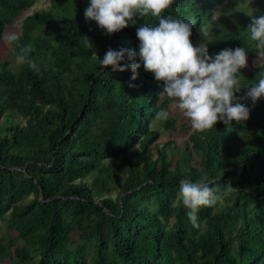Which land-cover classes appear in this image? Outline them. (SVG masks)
Wrapping results in <instances>:
<instances>
[{
    "label": "trees",
    "instance_id": "obj_1",
    "mask_svg": "<svg viewBox=\"0 0 264 264\" xmlns=\"http://www.w3.org/2000/svg\"><path fill=\"white\" fill-rule=\"evenodd\" d=\"M230 1L174 0L165 16L194 22V46L202 29L213 35L210 56L240 47L248 63L257 53L243 33L264 5L237 22L227 16ZM35 4L0 0V37L19 23L20 43L33 44L40 69L14 71L0 42V242L7 241L0 261L264 264V96L246 98L259 68L247 64L240 73L245 87L236 95L247 121L194 132L143 66L133 81L127 60L124 72L98 62L109 49L138 53L144 19L108 35L86 22L90 0H52L25 15ZM161 109L170 111L167 121L155 119ZM154 121L184 140L160 143ZM202 175L221 199L200 209L194 228L177 193L181 178ZM229 182L235 191H226Z\"/></svg>",
    "mask_w": 264,
    "mask_h": 264
},
{
    "label": "clouds",
    "instance_id": "obj_2",
    "mask_svg": "<svg viewBox=\"0 0 264 264\" xmlns=\"http://www.w3.org/2000/svg\"><path fill=\"white\" fill-rule=\"evenodd\" d=\"M173 3L174 0H90L84 12L86 22L95 21L108 35L120 32L130 23L135 24V18L145 20L136 32L139 52L127 48L109 49L102 60L95 53L101 68L124 72L127 69L121 63L127 60L134 81L143 66L155 81L163 83L160 96L171 101V109L185 118L194 132L211 130L218 122L231 126L233 122L247 121L249 109L236 95L245 87L240 74L241 69L247 67L245 49H224L210 56L207 47L210 33L205 29H202V35L206 42L194 46L190 40L194 22L171 14L165 16ZM150 21H158V24L152 26ZM243 34L257 53L254 61V66L259 68L257 79L246 86V98L255 102L264 96V15L253 16ZM20 39L17 32L7 31L0 37V42L11 51L15 65H27L39 75L40 69L31 59L35 50L33 44H21ZM82 39L92 47L88 37ZM170 115L168 109H161L155 119L167 121ZM225 186L227 192L236 190L230 182ZM220 199V188L206 175L195 181L187 176L179 181L177 201L188 210L187 216L194 228L200 226V209L213 207Z\"/></svg>",
    "mask_w": 264,
    "mask_h": 264
},
{
    "label": "rangeland",
    "instance_id": "obj_3",
    "mask_svg": "<svg viewBox=\"0 0 264 264\" xmlns=\"http://www.w3.org/2000/svg\"><path fill=\"white\" fill-rule=\"evenodd\" d=\"M52 5V0H36V4L35 6L28 11L27 13H25V15L28 14H32V13H36L37 11L43 10V9H49ZM264 5V0H231L230 2L227 3V8L230 12L229 15H227L231 21H237L240 22L242 19H244L245 17H247L248 15H253L254 13L257 14L258 11L260 9H262ZM20 24H14L13 26H11L10 28H8L7 31H15L18 34H20ZM213 35L210 34V41L207 42V47H209V44L211 42V38ZM205 38L203 37L199 42H197L196 46H199L202 43H205ZM2 54L4 56V58H6L7 60H9L12 65H13V70L17 71L19 66L15 65L14 63V58L13 55L11 53V51L7 48V46H5L4 44H2ZM257 59V57H253L251 60L248 61V68H253L254 67V61ZM171 112L175 115H177L179 118V120L181 121H186L185 118H183L178 112L174 111L171 109ZM153 127L157 130L160 131L161 138L159 140L160 143H164V142H168L171 140H175L178 144H181V142L184 140V138L182 136L176 135L175 133H173L172 131H167L164 129L163 125L161 124V122H157L154 121L153 122ZM159 149L154 148L152 150V153L154 155V157H156L158 155ZM2 230L5 232L7 231L6 228H2ZM8 233V231H7ZM0 235H2L0 233ZM1 246L5 247L7 245V241H2V243L0 242ZM18 244H20V242H18ZM0 264H13V262L10 259H3V261H0Z\"/></svg>",
    "mask_w": 264,
    "mask_h": 264
}]
</instances>
